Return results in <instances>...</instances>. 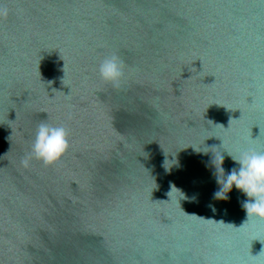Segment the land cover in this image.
Here are the masks:
<instances>
[{
	"label": "water",
	"instance_id": "1",
	"mask_svg": "<svg viewBox=\"0 0 264 264\" xmlns=\"http://www.w3.org/2000/svg\"><path fill=\"white\" fill-rule=\"evenodd\" d=\"M0 9V264H264L247 197H215L218 157L227 176L264 153V0ZM112 54L119 88L98 74ZM41 121L70 147L24 168Z\"/></svg>",
	"mask_w": 264,
	"mask_h": 264
},
{
	"label": "clouds",
	"instance_id": "2",
	"mask_svg": "<svg viewBox=\"0 0 264 264\" xmlns=\"http://www.w3.org/2000/svg\"><path fill=\"white\" fill-rule=\"evenodd\" d=\"M7 14V9H0V18H6ZM98 74L104 83L119 88L124 77V64L117 55L112 54L100 62ZM69 147L68 131L64 126H53L41 121L37 126L30 152L21 159V166L28 168L33 160L45 167L58 164ZM232 159L239 167L233 168L225 176L221 167L223 157L217 158L224 178L223 183L217 179L220 191L215 193V197L225 199L234 186L247 197L241 204L247 218L264 221V153L253 150ZM212 211L215 212L214 207Z\"/></svg>",
	"mask_w": 264,
	"mask_h": 264
}]
</instances>
